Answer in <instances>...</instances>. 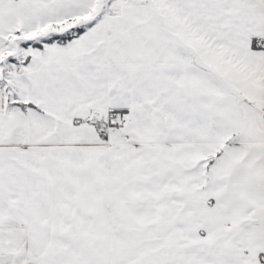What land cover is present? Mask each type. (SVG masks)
Segmentation results:
<instances>
[{"label":"snow or ice","instance_id":"6c2138e0","mask_svg":"<svg viewBox=\"0 0 264 264\" xmlns=\"http://www.w3.org/2000/svg\"><path fill=\"white\" fill-rule=\"evenodd\" d=\"M0 264H264V0H0Z\"/></svg>","mask_w":264,"mask_h":264}]
</instances>
